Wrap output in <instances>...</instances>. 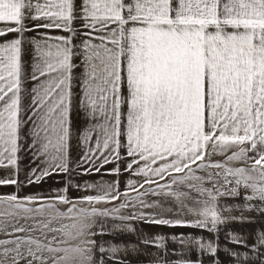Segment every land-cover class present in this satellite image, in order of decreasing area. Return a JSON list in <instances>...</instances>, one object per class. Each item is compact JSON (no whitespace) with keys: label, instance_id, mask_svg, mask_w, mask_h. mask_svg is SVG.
<instances>
[{"label":"snow or ice","instance_id":"obj_1","mask_svg":"<svg viewBox=\"0 0 264 264\" xmlns=\"http://www.w3.org/2000/svg\"><path fill=\"white\" fill-rule=\"evenodd\" d=\"M0 172V264H264V0H0Z\"/></svg>","mask_w":264,"mask_h":264},{"label":"crops","instance_id":"obj_2","mask_svg":"<svg viewBox=\"0 0 264 264\" xmlns=\"http://www.w3.org/2000/svg\"><path fill=\"white\" fill-rule=\"evenodd\" d=\"M72 157L73 159H77L78 158V154H77V150L74 148L73 152H72ZM218 159H222L221 157H218ZM5 175V173L0 172V176ZM101 177L98 175H94L93 177H88L87 179H89V182H92L93 180H98ZM103 178L105 180H111L113 179V177L104 175ZM129 178H133V179H137L136 177H130L129 174L127 173H123L122 176L120 177L121 180V184H120V190L121 192L124 191V186L126 181ZM21 179H23V175H21ZM62 180L63 177L62 176H57L54 175L53 177L47 179L45 182H43L41 185H33V186H27L24 187L22 191L19 192L20 196H24V195H33V194H41V195H48V194H52L55 195V192L52 191L53 189H56L57 187L62 186ZM61 182V183H58ZM81 183H83V181H81ZM17 189L15 188V186H0V194H7V193H13L16 192ZM83 194L82 192H76L75 190H72V192H70V196H78ZM108 207H111V205H108ZM134 227H138L139 229H142V231L144 232L145 235H147L149 238L154 237L157 234H163L165 236H168L172 233H188V232H197L199 233L200 230H193V229H187V228H167L164 226H157V225H151V224H144V223H137L134 224ZM205 235H208L205 233ZM107 239V237H106ZM113 243H116L117 241L113 240ZM123 241H121L122 243ZM129 242L130 243H135L136 242V236L135 235H130L129 236ZM221 247H223L224 245V241H223V237H221ZM169 246L172 247L171 242H169ZM231 246V245H230ZM140 247L142 249H144V253L140 255L139 259L142 262V264H149V262L154 259V257L150 254L152 253H156L158 250L153 246V245H143L141 244ZM235 247V246H232ZM175 258V257H173ZM205 260H207V257H204ZM219 259L224 262V264H227V261L230 259L229 257H227L223 251L219 252Z\"/></svg>","mask_w":264,"mask_h":264},{"label":"rangeland","instance_id":"obj_3","mask_svg":"<svg viewBox=\"0 0 264 264\" xmlns=\"http://www.w3.org/2000/svg\"><path fill=\"white\" fill-rule=\"evenodd\" d=\"M214 159H218V157H214ZM62 208H64L65 206H61ZM0 210H3L2 207H0ZM4 236L2 234H0V239H3Z\"/></svg>","mask_w":264,"mask_h":264}]
</instances>
